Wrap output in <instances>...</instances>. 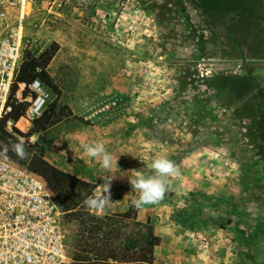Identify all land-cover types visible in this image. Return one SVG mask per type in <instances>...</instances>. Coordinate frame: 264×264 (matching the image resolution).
Wrapping results in <instances>:
<instances>
[{"label": "rangeland", "instance_id": "obj_1", "mask_svg": "<svg viewBox=\"0 0 264 264\" xmlns=\"http://www.w3.org/2000/svg\"><path fill=\"white\" fill-rule=\"evenodd\" d=\"M23 29L35 53L57 43L47 69L76 117L29 145L94 184L91 196L103 170L80 145L100 141L118 156L112 203L89 215L131 207L135 217L117 223L125 234L148 219L160 237L154 264H264V0L39 2ZM45 92L44 109L54 99ZM161 155L179 175L163 200L138 209L119 173L152 175ZM61 225L71 260L77 227L63 213Z\"/></svg>", "mask_w": 264, "mask_h": 264}, {"label": "trees", "instance_id": "obj_2", "mask_svg": "<svg viewBox=\"0 0 264 264\" xmlns=\"http://www.w3.org/2000/svg\"><path fill=\"white\" fill-rule=\"evenodd\" d=\"M57 50V43H52L39 53L30 50L24 52L6 102L9 110L4 111L0 117V153H3V145H8L11 149L12 143L23 138L28 157L20 159L9 150L6 155L0 154V158L25 168L42 179L54 195L65 221L75 222L77 228L70 264H154L153 250L160 244V237L154 234L148 219L145 223H137L140 228L136 232L125 234L117 227V223L135 217L136 211L131 207L123 213L103 219L89 215L83 200L91 196L95 185L54 167L44 159L42 152L29 145L31 136L45 132L66 118H76L67 106L59 104L60 89L47 69ZM36 80L54 99L40 116L33 119L29 131L23 133L15 125L24 117L27 103L18 101L15 94L19 85H23L21 99L34 98L36 95L29 86Z\"/></svg>", "mask_w": 264, "mask_h": 264}, {"label": "built area", "instance_id": "obj_3", "mask_svg": "<svg viewBox=\"0 0 264 264\" xmlns=\"http://www.w3.org/2000/svg\"><path fill=\"white\" fill-rule=\"evenodd\" d=\"M39 2L45 8H57L62 0H0V117L9 110L6 102L11 87L24 52L30 50L23 29L25 20ZM29 89L34 98L21 99L23 85L15 98L27 103L21 119L31 125L43 111L48 95L37 80ZM61 220L60 207L42 179L0 158V264H70Z\"/></svg>", "mask_w": 264, "mask_h": 264}, {"label": "clouds", "instance_id": "obj_4", "mask_svg": "<svg viewBox=\"0 0 264 264\" xmlns=\"http://www.w3.org/2000/svg\"><path fill=\"white\" fill-rule=\"evenodd\" d=\"M37 89L42 91L39 89L38 82ZM2 147L3 153L0 154L6 155L11 150L20 159L28 157L23 138L19 142L12 143L11 149H9L8 145H3ZM80 147L83 149V154L91 160L97 161L103 170V174L98 176L103 183L97 186V194L87 196L83 200V204L91 211H103L112 203L110 188L112 180L116 177V174H112V169H118V156L108 152L104 143L100 141L83 143ZM148 167L153 170L152 175H145L142 169L119 173L120 178H127L131 189L138 194L132 201L133 205L138 209L147 205L157 204L163 200L170 185V181L167 178L179 175L178 167L164 155L150 158Z\"/></svg>", "mask_w": 264, "mask_h": 264}, {"label": "bare ground", "instance_id": "obj_5", "mask_svg": "<svg viewBox=\"0 0 264 264\" xmlns=\"http://www.w3.org/2000/svg\"><path fill=\"white\" fill-rule=\"evenodd\" d=\"M25 12H26V14L29 12V7L28 6H26V8H25ZM18 124H19V126L22 128V127H25V125H27L28 124V120H19L18 121Z\"/></svg>", "mask_w": 264, "mask_h": 264}, {"label": "crops", "instance_id": "obj_6", "mask_svg": "<svg viewBox=\"0 0 264 264\" xmlns=\"http://www.w3.org/2000/svg\"><path fill=\"white\" fill-rule=\"evenodd\" d=\"M49 66V65H48Z\"/></svg>", "mask_w": 264, "mask_h": 264}]
</instances>
